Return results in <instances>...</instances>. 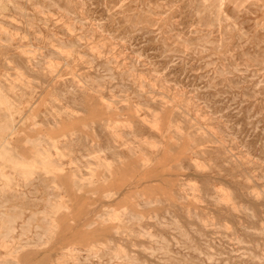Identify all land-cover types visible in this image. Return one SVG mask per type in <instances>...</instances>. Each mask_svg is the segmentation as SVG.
I'll list each match as a JSON object with an SVG mask.
<instances>
[{
    "label": "rangeland",
    "instance_id": "rangeland-1",
    "mask_svg": "<svg viewBox=\"0 0 264 264\" xmlns=\"http://www.w3.org/2000/svg\"><path fill=\"white\" fill-rule=\"evenodd\" d=\"M0 264H264V0H0Z\"/></svg>",
    "mask_w": 264,
    "mask_h": 264
},
{
    "label": "bare ground",
    "instance_id": "bare-ground-1",
    "mask_svg": "<svg viewBox=\"0 0 264 264\" xmlns=\"http://www.w3.org/2000/svg\"><path fill=\"white\" fill-rule=\"evenodd\" d=\"M0 154H1V153H0ZM2 154H3V153H2ZM2 154H1V155H2Z\"/></svg>",
    "mask_w": 264,
    "mask_h": 264
}]
</instances>
